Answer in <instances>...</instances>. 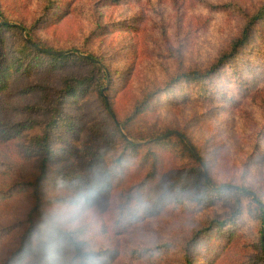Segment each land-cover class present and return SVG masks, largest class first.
Returning a JSON list of instances; mask_svg holds the SVG:
<instances>
[{"label": "rangeland", "instance_id": "374dc122", "mask_svg": "<svg viewBox=\"0 0 264 264\" xmlns=\"http://www.w3.org/2000/svg\"><path fill=\"white\" fill-rule=\"evenodd\" d=\"M259 2L73 0L70 12L57 23L34 26L35 35L52 45L63 46L64 52L72 46L100 55L107 63V66L101 63L107 77L98 84L99 75L92 65L79 61L56 69L38 70L28 76L15 74L9 80L10 83L12 79L8 83L10 89L0 97V112L12 122L36 119L39 124L44 123L48 120L45 111L31 110L30 106L45 105L56 97L64 78L87 77L86 88L68 97L64 105L74 133L66 142L57 144V147H67L73 167L82 166L83 153L110 139L113 121L127 116L144 90L165 86L180 70L205 69L237 37L243 12H250ZM42 3V0H0V15L30 25L39 17ZM16 41L14 34L7 35V46ZM256 44L238 54L237 61L232 62L236 72L230 78L214 80L217 98L197 96L191 87L170 99L160 96L148 111L130 121V129L137 137L150 128L183 131L189 137L187 142L205 155L208 163L205 171L216 183H244L264 192V74L256 63L259 57L254 50ZM95 61L100 62L98 58ZM109 69L114 71L113 76ZM98 85H102L101 90ZM32 133L25 131L22 138L0 142V190L32 172L34 164L24 149ZM162 154L164 160L149 202L165 188L166 180L184 171L188 163L186 157L173 158L167 150ZM61 165L63 171L66 164ZM61 165L55 167L61 168ZM68 185L62 184L60 190L50 185L47 194L67 195ZM192 186L193 183L188 188ZM114 192L116 189L93 195L84 204L58 207L68 217L65 226L83 227L81 237L87 239L88 246L85 242L84 245L96 250L97 264H182L178 249L190 230L205 218L228 216L232 204L227 194L205 205L190 202L187 210H183L173 208L171 199L166 207L148 212L128 230L117 232L110 225L113 218L110 212L118 202ZM29 207L25 195L0 201V264L21 244ZM255 220L252 209L246 208L235 221V231L243 233L249 247L257 240ZM41 237L37 226L28 241L33 255L23 264L39 259ZM162 241L171 243L169 251H147L143 255L135 252L140 246L152 248ZM68 247L61 254L69 256ZM230 252L232 257L240 254L236 249ZM203 262L197 254L194 264ZM68 263L57 259V264Z\"/></svg>", "mask_w": 264, "mask_h": 264}, {"label": "trees", "instance_id": "16d2710c", "mask_svg": "<svg viewBox=\"0 0 264 264\" xmlns=\"http://www.w3.org/2000/svg\"><path fill=\"white\" fill-rule=\"evenodd\" d=\"M42 1L40 15L30 25L10 21L0 15V97L10 89L12 79L10 83L9 80L13 75L28 76L38 70L56 69L69 62L79 61L92 65L99 75L98 84L100 79L107 77V71L101 66V63L106 66L107 63L100 55L72 46L64 52L63 46L52 45L47 39L35 35L34 26L39 23L42 26L57 23L70 12L69 6L73 0ZM243 14L239 34L229 42L226 49L218 53L213 62L205 69L180 70L165 86L144 90L142 98L134 103L127 116L118 119L119 121L112 120L114 129L110 139H104L102 145H93V150L88 151L91 157L87 151L83 153L82 166L73 167L67 147H57V144L66 142L74 133L71 118L66 114L64 105L68 97L86 88L84 84L88 81L87 77L64 78L63 87L57 91L56 97L45 105L30 106L31 110L45 111L48 120L44 123L39 124L36 119L12 122L0 112V142L22 138L25 131L33 132L24 149L25 155L34 164L32 172L24 179L14 181L7 189L0 190V201L25 195L30 204L26 213L25 231L21 234V244L12 250L2 264L27 262L24 260L33 255L28 241L37 226L42 236L38 245L40 257L31 264H57V259L61 263L69 261L68 264H97L94 261L96 250H89L84 245V242L87 245V239L81 237L83 227L65 226L68 217H64L65 211L58 207L84 204L91 196L114 189L118 202L116 209L110 212L113 214L110 225L117 232L128 230L129 226L140 222L148 212L166 207L171 199L173 208L187 210L190 202L205 205L217 196L228 194L232 199L229 215L205 218L200 225L190 230L186 241L178 249L182 264H194L197 254L204 259L203 264H220L222 261L230 264H264V207L261 205L264 203V192L244 183H216L205 171L204 166L208 168L205 155L200 148L187 142L189 137L183 131L168 127L150 128L137 137L130 129V121L148 111L160 96L170 99L181 94L184 88L191 87L197 96L217 98L214 80L230 78L236 72L232 62L237 61L242 50L255 43L254 50L259 54L256 63H259V71L264 74V0H260L250 12L244 11ZM9 34H14L17 38L11 46L6 45ZM50 51L62 53L56 55ZM96 58L100 62L95 61ZM108 71L113 76L114 71ZM98 86L101 90L102 85ZM165 150L173 158L186 157L188 163H185L184 171L168 178L165 188L149 202L164 160L162 152ZM63 162L66 165H63L62 171ZM55 165H61V168ZM191 183L193 186L189 189ZM53 184L56 190H60L62 184L71 186L68 185L67 195L49 196L48 186ZM184 193L187 196H183ZM246 208L252 209L256 218L257 240L253 247L246 246L243 233L235 231V221ZM65 246H69V256L61 254ZM170 247V242L162 241L152 248L140 246L135 252L140 255L154 250L162 253L169 251ZM233 249L237 253L240 250V254L232 257L230 251ZM232 259L236 261L232 262Z\"/></svg>", "mask_w": 264, "mask_h": 264}, {"label": "water", "instance_id": "95a60500", "mask_svg": "<svg viewBox=\"0 0 264 264\" xmlns=\"http://www.w3.org/2000/svg\"><path fill=\"white\" fill-rule=\"evenodd\" d=\"M51 53H54V54H56V55H59L60 53H62V52H60V51H50ZM177 133V132H176ZM261 205L263 206V204L261 203ZM264 207V206H263Z\"/></svg>", "mask_w": 264, "mask_h": 264}]
</instances>
